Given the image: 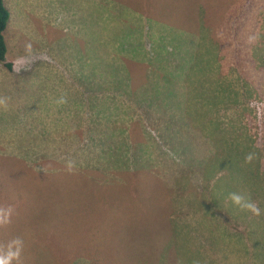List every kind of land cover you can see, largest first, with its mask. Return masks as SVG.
Wrapping results in <instances>:
<instances>
[{
    "label": "rangeland",
    "instance_id": "374dc122",
    "mask_svg": "<svg viewBox=\"0 0 264 264\" xmlns=\"http://www.w3.org/2000/svg\"><path fill=\"white\" fill-rule=\"evenodd\" d=\"M4 1L0 244L22 237L23 264H264V187L259 217L227 200L264 179V0Z\"/></svg>",
    "mask_w": 264,
    "mask_h": 264
},
{
    "label": "clouds",
    "instance_id": "9594fccd",
    "mask_svg": "<svg viewBox=\"0 0 264 264\" xmlns=\"http://www.w3.org/2000/svg\"><path fill=\"white\" fill-rule=\"evenodd\" d=\"M27 50H31V45L27 46ZM9 99V97L0 96V107L7 109ZM67 102L66 96H61L55 101L57 105H64ZM255 158L254 153H248L245 156V163L250 164ZM74 168L75 163L68 161L67 170L72 172ZM228 199L242 212H250L256 217L262 214L259 205L252 199L251 194L246 191L231 192L229 193ZM13 213L14 209L12 206H0V228L7 227L11 224ZM24 248L25 241L19 236L0 244V264H23L22 256Z\"/></svg>",
    "mask_w": 264,
    "mask_h": 264
},
{
    "label": "trees",
    "instance_id": "16d2710c",
    "mask_svg": "<svg viewBox=\"0 0 264 264\" xmlns=\"http://www.w3.org/2000/svg\"><path fill=\"white\" fill-rule=\"evenodd\" d=\"M10 15H11L10 14V11L6 7V5H5V1L4 0H0V63H4L5 66H6V68H8V69L11 70L12 69V63L7 62L8 61L7 60L8 48H7V44H6V40H5V35H4L5 30L7 29V26H8V23H9ZM189 100H191V98H189ZM189 100L187 99L186 102L189 103ZM204 100L207 101V104L206 105L212 104V106L210 107V109H208V111H211L212 108H213V100H211V98L204 99ZM191 106H192V110L196 106V108L193 111L199 113V109H200L199 95H198L197 98H192V100H191ZM225 133H226V131H225ZM226 168H227V163L225 162L224 165L222 166V169H226ZM258 174L259 173L254 174V172H253L252 169L249 170V173H248V176H247V180H245L246 187L243 189V191H246L247 192L248 189H251V191L260 190L261 187H256L258 184H261L262 187H264V179L263 178H258V179H260V181L257 180V179H253L254 177H257ZM189 192L190 191H186V193H189ZM209 199L212 200L213 202H214V200H216V201L219 202V199L215 195H213L212 190H211V192H204V191H202V206H201V210L202 211H205V215H199V221H200L201 224H203L206 221V219H205L204 216H210V214L213 213L212 211H214V208L203 209V206L205 205V203ZM225 200H223V202ZM227 200H228V198H227ZM204 227L207 228V226H205V225H204ZM192 232H193L192 230L191 231H187L183 235V239L185 240V242L192 249H195L197 247V245H190ZM203 238L204 239L202 240V242H204V243H210V242L216 240V234H214L210 229H206L205 230V233L203 235ZM243 247L246 248L247 246L246 245H243ZM192 253L194 254L195 252H192ZM187 257L188 258L186 259L185 262L178 261V262H175V264H192L194 262V259L192 258V256L189 254V256H187ZM202 264H207V262H202Z\"/></svg>",
    "mask_w": 264,
    "mask_h": 264
}]
</instances>
